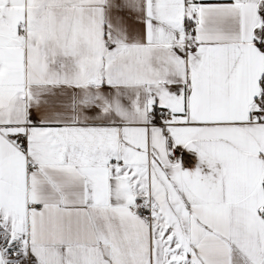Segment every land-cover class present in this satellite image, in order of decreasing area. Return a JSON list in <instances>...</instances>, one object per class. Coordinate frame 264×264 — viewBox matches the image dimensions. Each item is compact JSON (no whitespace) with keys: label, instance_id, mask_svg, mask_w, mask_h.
Returning <instances> with one entry per match:
<instances>
[{"label":"snow or ice","instance_id":"1","mask_svg":"<svg viewBox=\"0 0 264 264\" xmlns=\"http://www.w3.org/2000/svg\"><path fill=\"white\" fill-rule=\"evenodd\" d=\"M0 264H264V0H0Z\"/></svg>","mask_w":264,"mask_h":264}]
</instances>
